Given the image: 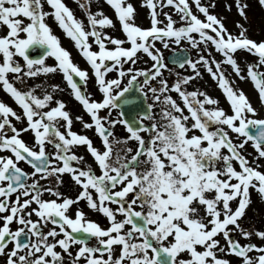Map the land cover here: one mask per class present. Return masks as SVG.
<instances>
[{
	"label": "snow or ice",
	"instance_id": "obj_1",
	"mask_svg": "<svg viewBox=\"0 0 264 264\" xmlns=\"http://www.w3.org/2000/svg\"><path fill=\"white\" fill-rule=\"evenodd\" d=\"M77 3L88 27L66 0H0V91L19 108L0 99V264H264V229L243 223L252 191L264 200V38L241 21L230 31L214 0H140L147 25L133 0H105L122 38L105 31L115 23L102 7ZM235 4L247 21L249 5ZM50 19L90 70L73 61ZM240 51L257 58L246 71ZM225 64L253 82L259 109ZM202 69L228 109L190 87ZM56 73L99 145L73 130L60 85L40 80ZM65 176L75 196L61 191ZM82 203L103 221L74 207Z\"/></svg>",
	"mask_w": 264,
	"mask_h": 264
},
{
	"label": "rangeland",
	"instance_id": "obj_2",
	"mask_svg": "<svg viewBox=\"0 0 264 264\" xmlns=\"http://www.w3.org/2000/svg\"><path fill=\"white\" fill-rule=\"evenodd\" d=\"M66 2L74 10V13L77 16V18L83 19L85 22V26L88 27L86 13L84 10H82L79 7L77 0H66ZM133 2L136 3L140 13L138 17V23L142 25H147L149 23L147 18V9L139 7L140 0H133ZM204 2L207 3V0H204ZM214 2L217 4V7L213 9V11L216 14H218L222 19L225 20V23L230 31L236 33L238 31V29L236 28V21H241L242 23H245V26L249 30L248 34L251 37L256 39L264 38V7L260 6L258 0H244V2L249 5L247 9V15H248L247 21H244L243 18L239 15L236 8L235 0H214ZM227 4L232 5L231 10H229L226 7ZM101 7L103 8L104 12L114 20L115 23V27H108L105 29V31L109 32L113 36L122 38L123 33L120 30V24L119 21L116 19L113 9L105 3V0H92V5H91L92 11L95 12L98 8ZM165 10L172 11V9H165ZM49 23L53 27L54 32L60 36L62 45L71 52L73 61L78 65H82L83 68L90 70L88 63L82 57L78 49L75 47L74 42L65 35L64 31L58 26V24L54 20L50 19ZM189 52L192 53L193 57H195L197 54L196 50H192L191 48H189ZM216 55H217V59H221L219 54ZM237 59L238 62L241 64V67L244 68L246 71V65L249 62L255 61L257 58L255 56L248 55L246 52L240 51L237 54ZM47 62L49 64L54 63V59L49 58ZM224 70L226 75L229 77L230 81H233V86L237 89H243L245 93L251 98L254 105L259 109L260 104L258 100V94L254 89L253 82L250 79H244V80L239 79L236 76L235 72L232 70V68L226 64L224 65ZM61 75L59 73L50 74L46 78L41 77L40 80H44L46 84H52L56 79L55 82L57 81L58 82L57 84H59L62 80ZM115 75H116L115 73L111 74V76H115ZM34 82H38V81H30L29 83H34ZM89 87L91 88V90L93 87L95 88L94 84L91 81H89ZM190 87H195L207 91L209 95L220 101V106L226 109L229 108L224 93L218 87L217 82L214 81L209 74L206 77H202L201 79H196L195 81H193ZM97 95L99 94L97 93ZM7 102L14 108H17V110L19 111L18 106L15 105V103L11 100L9 96ZM260 115L264 116V111L260 112ZM252 151L253 149L251 147V144H249L248 153H252ZM261 163H264V161H261ZM252 200L253 203L250 209L248 210L247 216L244 219L243 223L245 224V226L251 225L253 228L264 229V200H262L261 196L254 190L252 191ZM237 238H240L238 233H237ZM241 242L244 243L245 241L241 238ZM256 242L260 243L258 239L256 240ZM230 258L234 259L232 257Z\"/></svg>",
	"mask_w": 264,
	"mask_h": 264
},
{
	"label": "flooded vegetation",
	"instance_id": "obj_3",
	"mask_svg": "<svg viewBox=\"0 0 264 264\" xmlns=\"http://www.w3.org/2000/svg\"><path fill=\"white\" fill-rule=\"evenodd\" d=\"M171 52L167 49L164 50V55H165V58L167 59L169 54ZM81 68H83L82 65H79ZM140 66H144V65H140ZM172 65H170L171 67ZM179 71H182L180 69H177ZM202 72H203V75L200 77H206L208 75V73L206 72V70H203L202 69ZM189 73H190V70H189ZM60 74V73H59ZM61 75V74H60ZM167 75V74H166ZM62 77V75H61ZM56 80V79H55ZM54 80V83L57 84L58 82L56 81L55 82ZM61 82H62V85H61ZM61 82L59 83L60 87H61V90L56 94V98L57 99H63L65 102H66V110L70 112L72 118H73V130L74 131H77V132H80V133H85L87 132L88 135H90L94 142L99 145L100 144V140L95 136L94 132L91 131V130H85L80 121L76 119L77 116H83L85 120H89V116L85 113V111L83 110L81 104L76 101L69 89V87L67 86L66 82L63 80H61ZM171 82V80H170ZM90 88V87H89ZM91 90V88H90ZM95 88L93 87L92 88V91H94ZM174 97H176L178 99V95L176 93H172ZM0 99H3L5 100L6 102L8 101V95H6L3 91H0ZM179 100V99H178ZM19 126V124H18ZM63 130V129H62ZM117 132L121 135H123V129L121 127L118 126L117 128ZM30 135L31 134H28L26 136L27 139H30ZM77 151L78 154H83L86 156V159L88 161H91L92 160V157L90 155H88L86 153V149L84 147H79L77 149H75ZM22 167H24L26 170L28 171H31V168L26 165V164H22L21 165ZM65 185L61 188V191L65 192L66 195H72V196H75L77 194V188L76 186L71 182L70 178L65 176ZM74 207H83L84 210L86 211V213L88 214V216L94 218V219H97L99 221H103V217L100 216L99 214L95 213L94 211L92 210H89L86 206V204H80V205H77V206H74ZM17 227V225H13V228ZM94 242V241H93ZM59 250V249H58Z\"/></svg>",
	"mask_w": 264,
	"mask_h": 264
},
{
	"label": "water",
	"instance_id": "obj_4",
	"mask_svg": "<svg viewBox=\"0 0 264 264\" xmlns=\"http://www.w3.org/2000/svg\"><path fill=\"white\" fill-rule=\"evenodd\" d=\"M39 48H40V47L38 46L37 49H36L35 51L30 50V52H32L33 55H36V54L38 53ZM40 50H41V48H40ZM42 52H43V50H42ZM42 52H41V53H42Z\"/></svg>",
	"mask_w": 264,
	"mask_h": 264
},
{
	"label": "bare ground",
	"instance_id": "obj_5",
	"mask_svg": "<svg viewBox=\"0 0 264 264\" xmlns=\"http://www.w3.org/2000/svg\"><path fill=\"white\" fill-rule=\"evenodd\" d=\"M67 3V2H66ZM68 4V3H67ZM69 5V4H68Z\"/></svg>",
	"mask_w": 264,
	"mask_h": 264
}]
</instances>
